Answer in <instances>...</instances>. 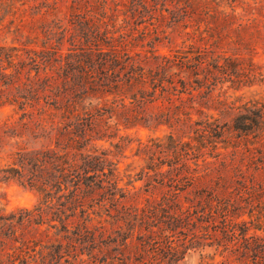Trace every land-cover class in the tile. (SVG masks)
I'll return each mask as SVG.
<instances>
[{
    "label": "rangeland",
    "instance_id": "1",
    "mask_svg": "<svg viewBox=\"0 0 264 264\" xmlns=\"http://www.w3.org/2000/svg\"><path fill=\"white\" fill-rule=\"evenodd\" d=\"M165 1L146 0L142 8L133 0H0V50L15 59L8 71L14 77L8 86L0 83V96L26 103L24 109L0 108V170H17L18 153L61 149L77 140L81 152L102 157L107 173L116 170L119 189L104 183L84 199L86 212L79 209L66 221L70 212L63 216L56 206L40 205L36 191L17 175L4 180L0 174V264H14L26 241L40 245L32 244L15 264H42L44 248L69 242L65 236L79 225L98 230L100 238L112 236L117 242L102 244L103 250L117 247L112 254L123 252L130 264H264V131L234 129L235 118L264 108L263 82H221L211 93L208 84L183 95V107L203 112L193 111L195 121L212 117L209 122L221 129L214 138L204 133V123L185 126L174 134L181 142L177 151L168 138L172 130L154 123L162 121L159 110L145 102L135 109L149 127L125 111L118 115L120 125L110 121L109 129L97 122L90 131L89 121L66 128L71 105L82 114L92 109L90 102L112 106L114 98L101 90L86 93L83 70L91 66L97 85V64L115 55L124 63L129 56L130 65L147 71L195 44L207 48L208 62L231 59L234 72L249 64L264 68V0H194L204 40L195 28L186 29L188 19L178 6L170 5L172 14L162 11L163 4L184 0ZM126 93L132 107L129 94L137 89ZM196 169L211 178L196 181Z\"/></svg>",
    "mask_w": 264,
    "mask_h": 264
},
{
    "label": "trees",
    "instance_id": "2",
    "mask_svg": "<svg viewBox=\"0 0 264 264\" xmlns=\"http://www.w3.org/2000/svg\"><path fill=\"white\" fill-rule=\"evenodd\" d=\"M133 1L138 3L142 8L146 7V0ZM168 1L166 0L165 2ZM170 3L163 4L162 11L172 14L173 11L169 8L170 5L178 6L177 8L184 13V19H188L185 24L186 29L189 27L195 28L194 33L199 34L200 39L204 40L201 25L197 22L200 14L194 8V0L171 1ZM138 11L137 9L136 12ZM232 11L235 13V8ZM205 15L214 17L211 11H207ZM174 18L176 19V17ZM188 22L190 23L188 24ZM187 34L189 35L190 33L188 32ZM210 45H213V43ZM204 49L207 48L192 44L188 51H177L173 56L163 57L161 64L155 69L151 68L147 71L143 67L130 65L128 61L131 57L127 56V60L124 63L118 55H115L110 60H103L97 64L99 65V69L97 70V74L99 75L97 76V85H95L96 80L94 78L96 76L94 70L91 66L87 68L88 70L85 68L83 71L88 78L89 85L86 93L101 90L105 94V97H113L114 100L110 108H107V105L103 106V108H96L93 106V102H90L89 106L92 109L83 114L74 109L75 105L69 106V112L64 117L70 121L66 125V128L72 126L80 128L89 121L87 126L90 131H92V125H95L97 122H103L106 129H109L111 128L108 125L110 121H115V126L120 125L118 115L125 111L132 113L130 119H134L142 125L149 127L147 126L149 122L146 121V117L136 112L137 109H135V106L139 107L140 105L138 104L145 102V104L155 106L159 110L157 114H161L162 116L161 122L155 119L154 123L157 122L158 126L165 125L172 130L168 138L173 141L175 149L181 146V142L175 139L174 134L175 132H180L185 126H201L204 123V133H210L211 137L219 138L221 127L216 124L217 121L209 122L212 117L205 122L195 121L193 119V111L203 115L202 110H196L193 105L187 108L183 107L182 96H191L208 84H210V87L206 88H209L211 93L215 90L212 87H216L221 82L230 81L234 84H242L243 82L251 83L258 80L264 83V68L256 69L253 64H249L247 70L240 68V72H234L230 70L234 64L231 59H225L224 64H221L218 60L208 62V60H205V53L207 52ZM3 53L4 49L2 48L0 50V83L2 86H8L7 80L10 77H14V73H8V71L15 67V59L13 55ZM4 63L7 65L6 67H4ZM46 69L47 67L42 71H46ZM16 73L21 75L19 72ZM38 76L39 71H37L35 77L38 78ZM31 78L29 76L27 80L30 81ZM134 89H137V93L129 94L130 105L132 107H128L126 104V100L128 99L126 91ZM117 99L121 103H118ZM176 102H180L181 104H176ZM6 104L10 106L21 105L20 109H24L26 105L19 98L2 101V97L0 96V108ZM120 107L123 111H119L118 108ZM106 116L108 117L105 118ZM72 119H75V123H71ZM234 129L244 133L253 130L264 131V108L260 112L253 111L251 115L242 114L235 118ZM67 145L65 148H56L55 150L18 153L19 168L17 170L14 168L0 170V174H5L3 176L4 180L12 179L8 174H15L18 176V182L21 185L30 187L36 191L39 196L40 205L52 210L56 206V213L63 216L67 212H70L71 214L67 215L66 221L70 217H75L76 211L79 209L81 213H85L84 208L86 204L84 199L89 197L88 194L102 190L104 183H108L109 187H112L111 190H119L117 189L116 170L109 168V172L107 173L105 171L106 168H101V164L105 162L102 160V157L92 153L81 152L80 142L77 140H73V144ZM187 146L191 147V144L189 143ZM189 151H192V148H188V151H186L185 154L187 156H189ZM195 171L197 172L194 179L198 182L211 178V173L209 172H201L200 169H196ZM55 200H57V203L53 205ZM95 200L92 199V201ZM42 208L40 207L39 209L42 210ZM63 229L66 230V233L69 232L67 223L63 225ZM100 235L101 233L99 234L98 230L94 231L86 225H79L72 231V237H69V235L65 236V239L69 242H60L44 248L47 250V254L45 256L44 251L40 253L42 264H63L62 260L65 261V264H72L71 260L76 262L75 264H130L126 262L123 252L118 255L112 254L117 247L103 250L102 244L109 245L117 241L112 240V236H108V239H103V236L100 238ZM128 239L125 238V244ZM32 244H35V246L40 245L33 241L24 242L20 251L15 253L14 264L21 257L25 256V253L32 248ZM21 263L28 264L27 260H23Z\"/></svg>",
    "mask_w": 264,
    "mask_h": 264
}]
</instances>
